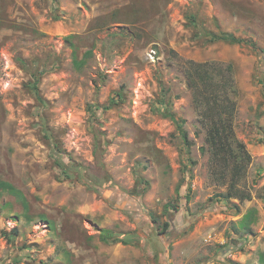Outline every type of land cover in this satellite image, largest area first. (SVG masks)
<instances>
[{
  "label": "rangeland",
  "instance_id": "rangeland-1",
  "mask_svg": "<svg viewBox=\"0 0 264 264\" xmlns=\"http://www.w3.org/2000/svg\"><path fill=\"white\" fill-rule=\"evenodd\" d=\"M205 62L250 155L236 180L190 87ZM0 180V264H264V0H0Z\"/></svg>",
  "mask_w": 264,
  "mask_h": 264
},
{
  "label": "trees",
  "instance_id": "trees-1",
  "mask_svg": "<svg viewBox=\"0 0 264 264\" xmlns=\"http://www.w3.org/2000/svg\"><path fill=\"white\" fill-rule=\"evenodd\" d=\"M189 20L190 22H196V17L190 16ZM201 34L209 35L210 41L213 42L226 41L229 43H245L254 46L256 44L251 40L238 38L237 36L231 33L222 32L217 34L210 31H201ZM75 63L77 66L80 67L83 64V61L78 60L76 58ZM197 66L201 70V72L197 73V79H195L194 76L192 77V75H190V77H192L190 79L192 82V84H190V87L194 88L196 94L197 95L200 94L201 101L207 104L205 115L210 116L207 140L209 142L211 153L214 155L215 161H222V164H225V166L231 164L230 160H233L235 162L233 169L234 173H232V177L234 180H236L237 177L241 176L240 174L241 170L244 166H246V160L250 158V155L249 153H247V151L244 150V157H243L241 155H238L235 151L234 145L236 143V137L234 134L233 124H232L235 106L232 100L229 99L228 95L224 94L226 87H228V83L223 81H216V76H217V72H215V69L217 68L216 64L205 62V63H200ZM40 74L41 72L40 73L37 72L33 74L34 80L30 83V88L35 92L37 98L43 102V98L40 95V89H39V84L41 81ZM224 77L227 78V75H225ZM193 82H196L194 84L195 87H193ZM199 82H201V86ZM110 107L111 105L106 106L107 109ZM159 111L162 113L163 116L168 117L175 122L178 134H180L183 141L185 142L186 149L190 148L193 143L189 138V133L186 131L184 127L185 120L178 118L173 111L169 110L166 104L164 108L163 109L160 108ZM44 131H45V136L50 141V145L53 148L55 154L56 155L58 154V156H56L55 159L57 165H59L68 175L70 171L72 172V170H78V168L75 167L74 164L67 161V158L65 156L66 154H63L64 151L59 147L55 137L53 136L52 130L48 128L47 125H45ZM237 144L239 146V149L243 150L244 145L240 142H238ZM242 157H243V161L240 162ZM220 182H222V180ZM0 187L14 190L13 189L14 186L11 183L2 180H0ZM180 187L181 185L179 186V189ZM170 206L171 203H167L165 205V210L167 214L171 212ZM154 219L155 221L158 220L157 217H154ZM170 226H171V222L169 220L165 221L162 224V231L167 232L170 229ZM101 236L103 241L110 242V239H113L115 237V233L113 230L104 229ZM113 240L114 241L121 240L123 243L126 244L129 243L128 241L124 239H119L117 237H115ZM262 257L264 258L263 255Z\"/></svg>",
  "mask_w": 264,
  "mask_h": 264
},
{
  "label": "built area",
  "instance_id": "built-area-1",
  "mask_svg": "<svg viewBox=\"0 0 264 264\" xmlns=\"http://www.w3.org/2000/svg\"><path fill=\"white\" fill-rule=\"evenodd\" d=\"M152 53H153L152 56H155L156 50L155 49L154 50L152 49Z\"/></svg>",
  "mask_w": 264,
  "mask_h": 264
}]
</instances>
